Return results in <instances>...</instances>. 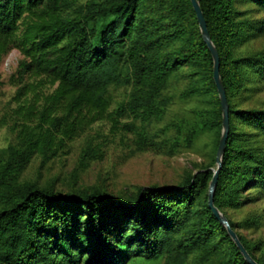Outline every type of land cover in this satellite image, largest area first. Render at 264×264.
I'll use <instances>...</instances> for the list:
<instances>
[{
    "label": "trees",
    "instance_id": "1",
    "mask_svg": "<svg viewBox=\"0 0 264 264\" xmlns=\"http://www.w3.org/2000/svg\"><path fill=\"white\" fill-rule=\"evenodd\" d=\"M198 1L229 101L214 203L264 264L263 240L239 232L261 227V217L239 222L227 212L264 199V109L239 107L257 77L264 88V47L236 53L264 35V0H242L262 14L255 21L240 20L235 0ZM13 48L24 56L23 81L16 106L0 117V128L9 124L15 133L0 169V264H250L209 207L223 109L192 0H0V65ZM178 73L189 77L183 96L198 104L176 123L173 139L161 140L168 127L150 128L164 119ZM119 86L130 91L112 108ZM103 118L118 128L132 118L123 126L136 134L137 151L188 147L212 131L219 138L212 162L182 183L141 187L129 199L105 189L62 192L18 182L34 156H58ZM99 150L88 144L83 161Z\"/></svg>",
    "mask_w": 264,
    "mask_h": 264
},
{
    "label": "rangeland",
    "instance_id": "2",
    "mask_svg": "<svg viewBox=\"0 0 264 264\" xmlns=\"http://www.w3.org/2000/svg\"><path fill=\"white\" fill-rule=\"evenodd\" d=\"M168 0H153V3ZM234 8L238 10L240 20L255 21L262 14L254 10L252 3L235 0ZM264 47V35L251 39L236 49L237 54H253ZM24 56L17 48L11 49L3 58L0 65V117L11 112L16 106L14 96L21 81V62ZM183 73L185 72L182 71ZM187 73V72H186ZM252 77L248 74V78ZM189 83V77L181 73L171 79L168 93L171 94V104L164 119L150 129L154 132L167 128V133H160V139L177 135L179 121L189 119L191 110L198 104L196 99L184 97L183 92ZM249 83V81H247ZM252 90L243 89L239 107L264 109V88L259 78L252 81ZM130 87L119 86L113 89L114 103L124 101L129 94ZM220 96V95H219ZM132 118H124L120 127H114L110 119L103 118L80 136L69 143L65 151L58 156L44 160L42 156H34L22 174L20 184H38L51 187L56 191L76 192L105 189L116 197L129 199L139 188L146 186H177L190 174L196 173L202 166L212 162L214 145L219 136L217 131L202 135L191 146L182 148L168 147L154 150L137 151L135 145L136 134L123 126ZM11 123V121H10ZM166 130V129H165ZM245 130H252L250 126ZM220 137V140H221ZM15 141V133L9 124L0 128V169L7 158V149ZM88 144L99 147L97 158L83 161L82 154ZM218 151V150H217ZM218 166L217 161L214 169ZM229 216L234 221H243L252 216L261 217L259 228H239V232L249 241L264 242V199L248 203L240 209H228Z\"/></svg>",
    "mask_w": 264,
    "mask_h": 264
},
{
    "label": "water",
    "instance_id": "3",
    "mask_svg": "<svg viewBox=\"0 0 264 264\" xmlns=\"http://www.w3.org/2000/svg\"><path fill=\"white\" fill-rule=\"evenodd\" d=\"M194 5L195 11L197 13V18L199 21V25L202 31V35L208 44L213 57H214V78L218 88V92L220 95V100L223 109V134L220 140V144L217 151V168L215 169L213 179L210 184L209 188V207L214 212L215 216L226 226L228 229L229 234L240 248L241 252L243 253L244 257L250 264H259L253 256L249 253V251L245 248L244 244L242 243L241 239L239 238L237 232L231 226V223L228 217L215 205L214 203V195L215 189L217 186V181L219 177L220 170L223 166V156L225 153L226 143L230 132V116H229V101L226 94V89L222 81L221 73H220V56L219 52L211 38L207 21L204 16L203 10L198 0H192Z\"/></svg>",
    "mask_w": 264,
    "mask_h": 264
}]
</instances>
